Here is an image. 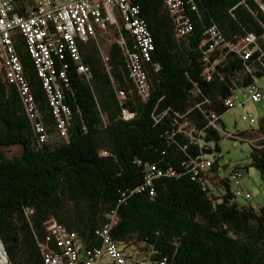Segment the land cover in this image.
<instances>
[{
    "label": "trees",
    "instance_id": "obj_1",
    "mask_svg": "<svg viewBox=\"0 0 264 264\" xmlns=\"http://www.w3.org/2000/svg\"><path fill=\"white\" fill-rule=\"evenodd\" d=\"M181 1L188 24L180 35L162 0H131L154 46L142 64L147 93L133 76L136 41L121 22L105 53L97 34L79 44L89 76L64 61L67 82L58 84L70 112L60 117L23 37L12 34L33 109L0 67V240L10 264H45L52 224L75 233L85 251L101 248L97 232L108 228L132 263L264 264V206L240 204L251 195L240 183L244 197H238L232 180L253 168L264 190V117L248 131L220 127L236 107L226 100L264 76V0ZM12 5L28 16L35 0ZM212 28L222 42L210 51ZM250 35L256 50L244 59L231 48ZM64 63L56 62V73ZM221 132L240 142L260 138L250 144V165L225 178ZM13 146L22 153L7 159L2 149ZM206 162L210 167L202 169Z\"/></svg>",
    "mask_w": 264,
    "mask_h": 264
},
{
    "label": "built area",
    "instance_id": "obj_2",
    "mask_svg": "<svg viewBox=\"0 0 264 264\" xmlns=\"http://www.w3.org/2000/svg\"><path fill=\"white\" fill-rule=\"evenodd\" d=\"M179 22V34H184L188 24L181 13L183 5L181 0H162ZM119 11L125 22V28L134 37L137 44V53L130 55L134 79L143 94L147 93L146 75L142 71V64L151 60L154 51L151 35L146 25L138 17L139 9L131 0H35V6L29 11L28 16H20L14 13L12 0H0V67L6 79L18 86L19 92L27 104L31 113L32 98L29 88L23 76V68L14 47L12 34L18 32L24 39L27 53L31 57L38 77L43 81L44 88L49 94V103L53 113L57 116L68 114V106L63 103L64 95L60 89L59 81L67 82L66 70L68 65L64 63L66 58L77 64V71L89 76L90 69L82 63L78 44L85 43L95 38L97 30H105L110 23H114L112 12ZM214 45L210 47L213 51L221 44L222 39L216 33L215 28L210 31ZM232 50L248 59L250 54L256 50V39L253 35L241 39ZM56 62H63L60 72H55ZM245 94L251 103L258 104L262 99V93L258 84L246 89ZM120 97L125 98L122 92ZM238 94L226 100L225 105L234 107L238 100ZM126 116L130 117L129 113ZM251 124L256 121L253 114H248ZM64 132V122L60 121ZM40 132L41 129H38ZM228 137H234L232 134ZM260 138L247 140L251 145L256 144ZM43 141V139H42ZM210 167V162L201 166L202 169ZM236 186V195L244 197L238 190L241 177L235 174L232 177ZM245 198H249L245 195ZM102 240L99 249H88L85 251L73 232L65 227L52 224L49 228L46 243L43 245L45 264H147L146 262H129L109 235V229L105 228L97 232ZM54 243V248L49 244ZM0 264H10L6 250L0 240Z\"/></svg>",
    "mask_w": 264,
    "mask_h": 264
},
{
    "label": "rangeland",
    "instance_id": "obj_3",
    "mask_svg": "<svg viewBox=\"0 0 264 264\" xmlns=\"http://www.w3.org/2000/svg\"><path fill=\"white\" fill-rule=\"evenodd\" d=\"M112 14L116 17L117 23H110L105 30L97 31V37L104 39L101 44L103 53H105L106 48L110 43L117 41L115 34L121 31L120 29L122 25L120 22L121 16L119 11L112 12ZM258 86L262 93L260 103H251L243 91L242 93H238L239 97L236 102V107L221 117L220 127L224 128L223 130L225 133H232L236 129L243 132L258 127L260 119L264 117V76L258 79ZM245 102L249 103V107L243 106ZM248 114H253L255 121H257L255 124L250 123L247 117ZM225 133L221 132L222 140L219 142V147L223 156L222 160L219 162V176L221 178L229 177L236 167L243 168L250 165V143L248 141L240 142L238 140L226 138ZM256 138H258L257 135ZM256 138H253L251 141ZM2 150L7 159H13L14 157L20 156L22 153L19 146L3 148ZM241 174L242 178L240 187L244 192H248L251 195V199L250 201L239 199V203L242 205L250 204L254 208L263 207L264 190L258 172L253 168H249L247 171L242 170ZM211 185L214 189L219 187V181L216 177H213L211 180Z\"/></svg>",
    "mask_w": 264,
    "mask_h": 264
},
{
    "label": "crops",
    "instance_id": "obj_4",
    "mask_svg": "<svg viewBox=\"0 0 264 264\" xmlns=\"http://www.w3.org/2000/svg\"><path fill=\"white\" fill-rule=\"evenodd\" d=\"M113 16H114V15H113ZM114 20H115L114 23H117V21H116V17H115V16H114ZM120 22H123V23H124L122 17H121ZM97 31H98V30H97ZM96 34H97V33H96ZM81 43H82V42H81ZM85 43H86V42H85ZM85 43H83V44H85ZM79 44H80V43H79ZM79 44H78V46H79ZM83 64H84V63H83ZM243 106L249 107V103L245 102V103L243 104Z\"/></svg>",
    "mask_w": 264,
    "mask_h": 264
},
{
    "label": "water",
    "instance_id": "obj_5",
    "mask_svg": "<svg viewBox=\"0 0 264 264\" xmlns=\"http://www.w3.org/2000/svg\"><path fill=\"white\" fill-rule=\"evenodd\" d=\"M208 154H211V152H210V153H208Z\"/></svg>",
    "mask_w": 264,
    "mask_h": 264
}]
</instances>
